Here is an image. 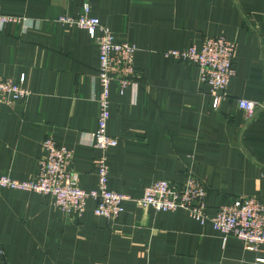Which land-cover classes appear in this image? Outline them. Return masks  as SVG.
I'll use <instances>...</instances> for the list:
<instances>
[{
  "label": "crops",
  "instance_id": "0c3cea01",
  "mask_svg": "<svg viewBox=\"0 0 264 264\" xmlns=\"http://www.w3.org/2000/svg\"><path fill=\"white\" fill-rule=\"evenodd\" d=\"M88 4L120 41L134 44L133 91L112 84L106 133L117 145L95 149L98 46L86 31L58 22ZM17 18L0 27V79L25 76L29 96L0 98V177L32 180L51 136L72 152L71 169L84 191L97 187L96 162L105 157L107 188L125 195L112 222L80 218L50 198L0 187V264H253L264 255L225 242L210 223L184 210L140 207L145 187L173 185L191 173L206 185L207 215L235 197L264 196V0H0ZM235 46V75L216 109L190 63L164 57L200 48L205 37ZM257 104L250 117L236 101Z\"/></svg>",
  "mask_w": 264,
  "mask_h": 264
},
{
  "label": "built area",
  "instance_id": "2783aa9c",
  "mask_svg": "<svg viewBox=\"0 0 264 264\" xmlns=\"http://www.w3.org/2000/svg\"><path fill=\"white\" fill-rule=\"evenodd\" d=\"M19 19L0 13V27ZM58 22L75 26L86 31L98 46V68L96 73L98 93L96 130L89 134L90 144L105 151L115 147L117 140L106 133L109 119V94L112 84L122 95L131 88L137 89L134 81V44L120 41L99 19L91 15L90 7L84 3L78 15L61 16ZM235 46L223 36L205 37L197 49L190 46L184 50H169L164 57L194 65L198 71V81L208 87L212 97V108L216 109L225 97V89L235 75L233 67ZM25 76L17 80L0 79V98L9 105L29 96L24 87ZM247 116L255 113L257 104L245 99L236 101ZM72 152L56 144L51 136L42 142V156L38 161L36 176L30 181H18L0 177V187L32 192L51 199L52 204L66 215L80 218L87 200H93V214L105 220L115 221L122 213V204L128 198L107 188L108 167L105 157L96 162L97 187L84 191L78 185V175L71 169ZM206 185L202 179L189 173L179 185L167 181H156L145 187L141 198L135 200L140 207H151L157 212L184 210L199 224L210 223L220 234L223 242L229 237L238 239L247 251L260 253L264 247V196L261 198L235 197L220 206L214 215H207ZM253 264H264V255Z\"/></svg>",
  "mask_w": 264,
  "mask_h": 264
}]
</instances>
